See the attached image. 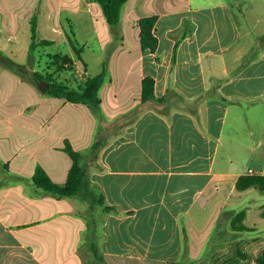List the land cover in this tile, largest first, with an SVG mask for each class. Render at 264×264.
Segmentation results:
<instances>
[{
    "label": "crops",
    "instance_id": "obj_1",
    "mask_svg": "<svg viewBox=\"0 0 264 264\" xmlns=\"http://www.w3.org/2000/svg\"><path fill=\"white\" fill-rule=\"evenodd\" d=\"M60 1L78 2L60 6L73 14H104L93 0ZM257 11L264 20V0H257ZM152 15L158 17L155 51L143 49L136 25ZM186 18L196 29L181 41L173 65L171 32ZM127 20L132 25L122 26ZM110 33L115 34L112 28ZM119 34L123 41L110 57L100 97L102 107L114 108L111 119L133 116L104 142L90 171L104 195L97 207L104 259L108 264H170L182 259L187 246L191 261L199 262L208 254L221 213L234 211L243 213L237 227L252 230L209 253L205 264H258L264 252V229L258 225L264 203L247 199L264 191L238 189L237 182L241 175H264V168L238 170L232 158L224 166L218 158L233 105L264 104V42L259 56L242 69L225 64L244 39L231 0H128ZM147 76L155 79L157 97L166 95L171 78L188 99L208 90L213 78L227 77L218 88L227 100L205 99L198 117L182 107L164 115L141 103ZM41 98L37 95L32 106L14 107L8 92L0 91V264H93L85 234L89 200L46 191L35 185L34 173L42 165L55 182L65 184L72 166L65 139L77 150L87 149L97 137L98 118L84 103ZM105 205L119 212H104ZM209 214L211 224L204 231L201 224Z\"/></svg>",
    "mask_w": 264,
    "mask_h": 264
},
{
    "label": "rangeland",
    "instance_id": "obj_2",
    "mask_svg": "<svg viewBox=\"0 0 264 264\" xmlns=\"http://www.w3.org/2000/svg\"><path fill=\"white\" fill-rule=\"evenodd\" d=\"M85 1L84 4H87L91 0ZM231 1L244 34L243 42L230 52L225 62L235 69L253 58L264 42L260 38L261 35H258L264 30V20L258 18L257 0ZM76 4L78 2L62 3L60 0H0V91L8 92L9 106L16 107L22 102L32 106L37 95L41 96V99L60 103L61 98L46 93L51 83L78 88L83 86L92 74L100 73L106 60L109 65L110 57L120 46L124 35L110 33L111 27L103 13L88 18L83 13L73 14L66 9L60 10L62 5L71 7ZM34 15L38 19V41L50 39L53 43L40 44L30 53L31 20ZM121 25L127 27L132 23L127 20ZM56 55H69L74 59V64H63L58 61ZM2 56L23 64L28 76L23 77L5 66L1 62ZM36 73H39L40 77ZM46 77H50L52 82H49V86L43 91L39 82L48 81ZM113 110L112 106L104 104L97 117L96 136L99 134L101 143L116 134L121 123L133 116V113H129L123 115L121 120L111 119ZM229 158L234 160V168L238 170L250 166L264 168V104L250 102L233 105L221 142L219 165L224 166ZM251 195L247 200L255 197L257 203H264L263 193L254 192ZM88 206L91 215L87 219L89 224L85 234L96 235L100 229V217L97 214L99 204L94 199L89 200ZM208 218L210 219L201 224L204 231L208 230L211 224V214ZM258 225L264 229V220ZM185 228L191 230L188 223Z\"/></svg>",
    "mask_w": 264,
    "mask_h": 264
},
{
    "label": "trees",
    "instance_id": "obj_3",
    "mask_svg": "<svg viewBox=\"0 0 264 264\" xmlns=\"http://www.w3.org/2000/svg\"><path fill=\"white\" fill-rule=\"evenodd\" d=\"M98 2L102 8L105 18L112 28V31L117 34L118 27L122 20V13L125 4L128 0H93ZM157 15L143 16L138 21V26L140 27V40L143 49L150 48L152 51L156 50L158 45V39L153 33L154 25L157 21ZM196 29L195 23L189 19H184L182 25L171 32L172 37L175 38L176 44L174 49L173 65L176 62L177 50L181 41L194 33ZM260 38L264 40V35ZM31 45L30 53L40 44H52L53 41L50 39H43L38 41V19L34 15L31 20ZM262 46V45H261ZM261 46L257 49L256 55L242 66L234 69L240 70L245 67L249 62L256 59L260 52ZM75 51L79 54V51L75 48ZM59 62L63 64H74V59L69 55H56ZM1 62L10 68L12 71L27 77V70L23 64H20L8 57L2 56ZM40 77L39 73H36ZM109 75V65L107 60L103 63V69L100 73L90 76L86 79V83L78 88H71L62 83H51L46 93L51 96L58 98H65L71 102L84 103L92 110V112L99 117L102 112V100L100 97V90L103 87L106 78ZM48 82H52L50 77H46ZM226 78L215 77L212 79L213 84L208 90L200 93L195 99H188L181 92H179L172 85L170 78V83L168 86L167 93L164 97H157L155 94V79L152 76H147L142 81V94L141 103L152 106L155 110L164 115H170L172 110L176 107H182L189 110L192 114L199 116V106L205 99L221 98L226 101L227 99L221 95L218 91L219 85L222 84ZM104 143H101L99 134L96 137L94 143L86 150H77L74 148L70 139H65L64 150L72 158V166L68 173V179L65 184H60L55 182L47 170L39 165L34 173V183L40 186L46 191L52 192L58 196H79L87 200H97L99 205L104 204V195L101 188L93 184L90 177V171L93 165L97 164V159L101 148ZM251 186L258 187L260 190L264 191V175H241L237 182L238 189H246ZM104 212L115 211L119 212L118 208L114 206L105 205L103 208ZM242 212L235 215L234 211H223L218 219V222L212 232V235L208 241L207 249L208 254L203 260L199 262H192L188 247L182 259L178 262L170 264H205L209 259L211 252L225 247L226 243L230 240L236 239L240 232L244 230H252L246 225L237 224L241 222ZM235 215V217H234ZM90 247V251L93 254V264H108L104 259L99 244L100 236L92 235L91 233L86 236ZM258 264H264V252L257 258Z\"/></svg>",
    "mask_w": 264,
    "mask_h": 264
},
{
    "label": "water",
    "instance_id": "obj_4",
    "mask_svg": "<svg viewBox=\"0 0 264 264\" xmlns=\"http://www.w3.org/2000/svg\"><path fill=\"white\" fill-rule=\"evenodd\" d=\"M49 86V82L45 81V80H41L39 82V87L41 90L45 91L47 89V87Z\"/></svg>",
    "mask_w": 264,
    "mask_h": 264
},
{
    "label": "built area",
    "instance_id": "obj_5",
    "mask_svg": "<svg viewBox=\"0 0 264 264\" xmlns=\"http://www.w3.org/2000/svg\"><path fill=\"white\" fill-rule=\"evenodd\" d=\"M250 172L252 173V172H254V170L253 169H250Z\"/></svg>",
    "mask_w": 264,
    "mask_h": 264
}]
</instances>
